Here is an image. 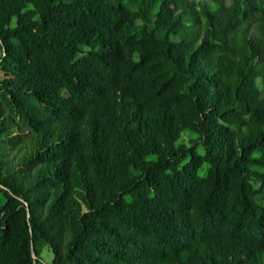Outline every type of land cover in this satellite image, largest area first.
Segmentation results:
<instances>
[{
    "label": "trees",
    "instance_id": "1",
    "mask_svg": "<svg viewBox=\"0 0 264 264\" xmlns=\"http://www.w3.org/2000/svg\"><path fill=\"white\" fill-rule=\"evenodd\" d=\"M0 68V264H264V0H0Z\"/></svg>",
    "mask_w": 264,
    "mask_h": 264
},
{
    "label": "rangeland",
    "instance_id": "2",
    "mask_svg": "<svg viewBox=\"0 0 264 264\" xmlns=\"http://www.w3.org/2000/svg\"><path fill=\"white\" fill-rule=\"evenodd\" d=\"M2 78H3V72H2V70H1V68H0V79H2ZM193 137H194V136L191 135V134H189V133H184V134L182 135V138L180 139V142H184L187 146L191 147V145H192V141H193ZM196 152H197L198 154H201V155L203 154V151H202V149H201L200 146H197V148H196ZM207 168H208V166H207L206 164H204V165L200 168V170L198 171V174L201 175V176L205 175V173L207 172ZM43 258H44V260H45V262H46L47 264H50L52 256H51V254L48 253L46 250H45L44 253H43Z\"/></svg>",
    "mask_w": 264,
    "mask_h": 264
}]
</instances>
